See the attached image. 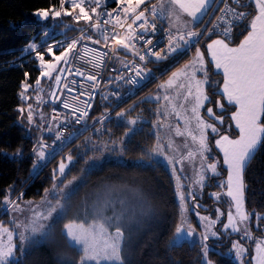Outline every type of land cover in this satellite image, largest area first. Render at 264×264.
<instances>
[{
	"label": "snow or ice",
	"instance_id": "1",
	"mask_svg": "<svg viewBox=\"0 0 264 264\" xmlns=\"http://www.w3.org/2000/svg\"><path fill=\"white\" fill-rule=\"evenodd\" d=\"M32 15L44 25L45 42L57 22L63 24L65 30L80 34L69 38L66 31L62 32L64 39L48 43L46 47L37 44L32 37V42L21 48L22 54H34L39 71L34 82H30L29 72H23L18 96L27 106L20 105L16 109L20 114L17 122L22 125L26 122L39 132L32 150L35 159L30 176L38 174L42 165L50 162L49 157L58 154L57 147L62 150L89 127L101 139L94 141L87 137L83 147L99 152L101 156L90 157L84 173L100 167L105 153L122 158L130 138L143 131L138 124L150 123L148 135L154 136L155 143L142 149L143 156L135 163L151 168L162 164L174 180L180 217L168 249L183 243L195 244L198 240L199 264H215L209 256V239L219 241L221 237L237 234L238 239H228L227 254L234 252L238 264H264V213L246 209L244 182L247 167L264 146V0H58L57 4L49 0L48 7L38 8ZM66 17L73 23L64 24ZM81 21L86 27L75 28ZM164 21L168 27L158 29L157 22L162 25ZM234 28L243 36L238 43L233 40ZM158 31L163 32L160 38H157ZM89 33L96 34L98 38L94 39ZM201 40L205 45L203 51ZM85 41L93 45H101L103 41V45L90 49ZM192 48L194 52L190 58L175 67L158 85L157 94L139 101L156 105L155 109H149L155 119L149 121L140 115L128 117L127 112L137 105L115 111V117L111 115V111L125 99L121 87H128L127 95H133L154 78L152 70L146 67L147 62L176 61ZM90 52L94 53L93 61L97 67H107L109 63L116 65L106 78L102 73L85 75L72 67L74 59ZM120 53H124V58ZM46 56L51 58L46 59ZM128 56L132 59H127ZM210 67H214L215 75L222 76V83L210 80ZM69 74L83 79L65 82ZM42 78L51 81L49 96L53 102L61 100L58 89L61 93H74L77 88H82L83 80L89 82L90 90H81L73 95L71 102L62 100L63 109L70 111L61 115L53 107L49 117L38 111V106L28 102L32 99L28 94L30 89L36 93L38 105L46 102L40 94L43 92ZM206 85L213 88L211 95L207 94ZM97 90H100L101 101L107 102L108 106L90 118ZM159 90L164 91L163 96ZM81 97L85 98L81 101ZM113 99L114 105L111 103ZM230 108L235 110L228 115ZM226 115L230 123H226ZM172 117L177 122L173 123ZM89 119L93 121L91 124ZM113 119L117 125H126L119 139H113V133L107 127L106 122ZM73 123L81 127L65 135L64 129ZM54 124L57 125L55 129ZM45 133L54 136L51 145L46 143ZM105 134L107 140L102 138ZM210 137L215 151L210 145ZM176 138H180L179 141ZM80 147L77 146V157L68 153L58 161L52 169L51 187L44 189L38 202L23 200V192L16 195L15 184L3 190L0 203L10 211L12 218L7 224L0 221V264H21L17 252L22 257L26 245L38 246L48 241L56 224L66 217L70 201L78 190L77 181L85 180L81 175L65 182L66 170L77 158L86 155V152L79 151ZM3 155L22 159L24 153L20 148ZM119 162L123 163V160L119 159ZM224 172L226 177L221 178ZM213 186L221 190L208 193V197L217 205L226 204V211L219 206L210 211L199 199L205 188ZM112 191L111 186H105L89 206L84 219L63 223L61 235L69 247L80 253L78 260L68 259L66 264H89L93 261L100 264L102 260L126 264L123 248L128 237L123 229L129 217L137 215V212L135 208L127 207L117 211L111 198ZM120 203L123 205L124 201ZM144 206L142 201L138 213L141 216L145 215ZM109 211H112L110 216L106 215ZM189 211L195 212L198 224L190 221ZM225 216L226 222L221 219ZM253 218L260 236L254 235L252 230ZM218 224L221 225L219 228ZM112 227L114 231L110 232ZM246 241L254 242V248L249 247Z\"/></svg>",
	"mask_w": 264,
	"mask_h": 264
},
{
	"label": "trees",
	"instance_id": "2",
	"mask_svg": "<svg viewBox=\"0 0 264 264\" xmlns=\"http://www.w3.org/2000/svg\"><path fill=\"white\" fill-rule=\"evenodd\" d=\"M51 2L57 4L58 0H51ZM48 5L49 0H0V200H2L3 190L10 184L16 185V195H19L20 192L24 193L23 199H41L44 189L51 187L52 169L68 153L77 157V146L84 145L85 138L89 135L86 132L76 138L74 142L63 146L58 154L49 157L50 162L42 165L38 174L33 173L30 176L35 159L32 150L39 132L35 127H29L26 122L23 125L18 123L20 114L16 109L18 106L26 104L18 96L20 82L24 79L23 72H29L30 81H34L39 76V71L34 54H22L21 48L31 42L32 37H35V40L42 39L43 25L33 18L32 13L36 9L48 7ZM242 38L243 36L238 34L235 29L234 42L238 43ZM48 43L51 42L42 44L45 46ZM191 54L192 52L189 50L187 55L177 57L176 61L150 62L148 68L152 70L154 78L146 82L142 88L137 89L135 94L130 95L128 101H122L121 105L132 101L130 104L137 105L134 110H137L138 107H146V109L141 108V111H145L151 121L154 118L153 112L149 111L152 109V104H141L139 101L150 94H157L161 81L175 67L185 63ZM13 61L15 64L12 63ZM16 65H22V67ZM209 69L212 78L218 79L222 83V76L214 74V67ZM207 90L211 95L213 88L207 86ZM216 98L213 97V99ZM56 107L59 108L58 103ZM99 109L101 106L94 108L93 114L97 116ZM230 109L228 115H230ZM225 120L226 123H230L227 115ZM121 126L118 125V127ZM141 128L143 131L136 132L127 143V149L122 158L123 163H120L119 160H107L100 167L84 173L86 158L83 155L82 158L76 159L68 169L66 178L84 175L85 180L77 187L78 190L71 199V207L67 211L66 217L56 224L53 236L48 241L38 246L26 245L23 256L19 255L21 264H66L68 259L78 260L80 253L76 248L68 246L66 238L61 235V228L63 223L75 219L78 211L84 215L86 210L82 212L80 209L90 199V195L105 184L106 186L121 184L139 188L151 205L149 214L143 220L125 224L124 231L128 239L123 248V255L126 258V264H199L197 257L200 244L198 240L195 244L183 243L182 246L171 250L167 247L169 240L174 235L175 226L179 222V201L174 192V180L170 178L169 172L162 164L151 168L135 163L143 156L142 149L155 143L154 136L148 135L151 124L142 123ZM20 148L24 153L22 159H13L3 155V153H14ZM84 148L80 147L79 151L83 152ZM223 177H226V172L222 174L221 178ZM25 181L26 183H22ZM244 182L246 184V209H255L258 213H264V146L247 167L244 173ZM211 188L217 191L221 190L215 186ZM211 188L208 187V190ZM202 201L210 211L217 207L215 201L208 197V191ZM220 205L224 210L227 209L223 203ZM188 215L193 224H198L195 212L189 211ZM0 221L8 222V213L2 203H0ZM252 226L256 236H260V231L255 228L254 218ZM233 238L234 234L230 239L233 240ZM194 239L197 237L194 236ZM227 240L228 238L225 237L219 241L209 239V243L215 248L226 250L229 248ZM249 243L252 245V241ZM211 253L219 264H238L232 257L218 249Z\"/></svg>",
	"mask_w": 264,
	"mask_h": 264
},
{
	"label": "rangeland",
	"instance_id": "3",
	"mask_svg": "<svg viewBox=\"0 0 264 264\" xmlns=\"http://www.w3.org/2000/svg\"><path fill=\"white\" fill-rule=\"evenodd\" d=\"M66 7H67V5H65ZM33 18H35V17H33ZM36 19V18H35ZM71 23H73V21L70 19V18H64V24H71ZM165 24H166V22H165ZM82 27H86V25H85V22H83V21H81L79 24H76L75 25V28H82ZM43 28H44V25H43ZM66 31V35H67V37H69V38H73V37H76V36H78L80 33L78 32V31H69V30H65L64 29V27H63V24H60L59 22H57V25L55 26V27H52L51 29H50V35H49V39L47 40V42H51V41H54L55 40V38L57 37V36H61L62 37V39H64L65 37H64V35H62V32H65ZM32 42V41H31ZM35 42L37 43V44H42L43 42H45L44 41V39H43V34H42V39L41 40H35ZM58 54V53H57ZM46 59H50L51 57H49V56H46L45 57ZM168 78V76L165 78V79H163L162 81H164V80H166ZM209 78H210V80L211 81H218V79H213L212 78V76L209 74ZM161 81V82H162ZM30 82H34V81H30ZM51 84V81H49V80H47L46 78H42V80H41V88L43 89V92H41L40 94L44 97V100L46 101L45 103H43V104H39L38 105V102L35 100V95H36V93L32 90V89H30L29 90V96H31L32 97V99L30 100V101H28V102H30V103H32L33 104V106L34 107H37V110L38 111H43L45 114H47L49 117L51 116V112H52V108L53 107H55V109H56V111L58 112V107H56V101L55 102H53L52 100H51V97L49 96V93H50V91H51V89H50V87H49V85ZM35 86H34V84H33V88H34ZM206 87V92H207V94H209L208 93V90H207V85L205 86ZM58 92H59V89L57 90V94H58ZM159 94L161 95V96H163L164 95V91L163 90H159ZM150 95H156V94H150ZM220 99H222V98H220ZM112 102V101H111ZM133 104H135V103H133ZM152 104V103H151ZM97 105H99L98 104V97L96 96V98H95V100H94V103H93V109L91 110V113H90V118L93 116V115H96V114H93V111H94V108H96L97 107ZM108 105V103L107 102H104V103H102V104H100V106H101V109H99V111H103V109H104V106L106 107ZM23 106H27V104H23ZM99 106V107H100ZM152 107V109H155V107H156V105H154V104H152L151 105ZM117 107H115V109H116ZM141 108H143V109H146V107H138L137 108V110H132V111H130L129 113L130 114H136V113H138L140 116H142L143 118H146V119H148L149 120V118L146 116V112L145 111H141ZM100 113H98L97 115H99ZM202 114H203V110H202ZM219 114V113H218ZM154 115V114H153ZM137 117V116H136ZM205 118L207 119V117L205 116ZM152 119H155V116H154V118H152ZM171 119V121L173 122V123H175V122H177L176 120H175V118L174 117H172V118H170ZM37 122H39V118L37 117ZM93 121L91 120V119H89V123H92ZM109 122H111V123H109ZM107 124H110V126H108L107 125V127L109 128V129H111V131H112V133H113V139H119V137L123 134V132L125 131V129H126V125L124 124V123H120L119 125H122L121 127H118V125H117V123H116V121H115V119H113L112 121H108L107 122ZM97 127H99V125H96ZM142 126V123H140V124H138V127H141ZM219 126V125H218ZM57 127V125L56 124H54L53 125V128L55 129ZM93 128H91V127H89L88 129H87V131H83L82 132V134H80L79 136H81V135H83V134H85L86 132H88L89 133V135H87L88 137H91L94 141H96V140H99V139H101V137H99V136H97V134L94 132V130H92ZM89 130V131H88ZM79 136H77L76 138H78ZM44 137H47V133H45L44 134ZM75 138V139H76ZM103 139H105V140H107L108 139V136H107V134H105L103 137H102ZM75 139H73L72 140V142H74V140ZM178 141H179V139L180 138H176ZM71 142V143H72ZM67 144H69V143H67ZM66 144V145H67ZM210 145L213 147V149H214V143H213V141H212V139H211V137H210ZM83 145L81 144V147H82ZM84 151L83 152H89V153H86V155H84V157L86 158V161H85V168H87L88 167V164L86 163L87 161H89V158L90 157H94V156H101V154L99 153V152H94V151H89L87 148H84L83 149ZM49 151H51V150H49ZM60 151V150H59ZM59 151H57V153L59 152ZM214 151H215V149H214ZM123 158V157H122ZM122 158H118V157H116L115 155H112V154H108V153H105V155L103 156V157H101V159L103 160V163L102 164H104L107 160H119V159H122ZM130 161V160H129ZM101 164V165H102ZM67 171H68V169L66 170V173H67ZM70 179H72V178H66V176H65V182H67V180H70ZM219 179V178H218ZM80 183H81V181H77V183H76V188L80 185ZM209 183H212L211 181L209 182ZM105 186H106V184H105ZM105 186H103L101 189H99V190H97L96 192H94L93 194H91L90 196V199L88 200V201H86V203L83 205V207L80 209L82 212L83 211H85L86 210V212L88 211V208H89V206L96 200V198H97V195L98 194H101L103 191H104V189H105ZM107 186H111L112 187V189H113V191H112V195H111V198L115 201V205H114V207H115V209L117 210V211H119L122 207H127V208H135L136 209V212H137V215H135V216H130V219H128L126 222H125V224L126 223H130V222H138V221H141V220H143L148 214H149V210H150V208H151V205H150V203H149V201L146 199V197L144 196V194L141 192V189H139V188H133V187H131V186H125V185H121V184H111V185H107ZM211 188V187H210ZM204 195L206 194V192L208 191V193H210V192H215V191H217V190H215V189H213V188H211V189H209L208 190V188H205L204 190ZM204 195L202 196V197H200L199 199L201 200V202L204 204V202L202 201L203 200V197H204ZM23 200H33V199H23ZM40 200V199H39ZM39 200H33V201H39ZM120 201H124V204L122 205L121 203H120ZM144 202L145 203V206H144V212H145V215H139L138 213H139V211H140V208H141V202ZM70 203H71V201H70ZM217 206H219V207H221V210L222 211H226V210H224V208L219 204V205H217ZM4 209H5V207H4ZM69 210V209H68ZM5 211L8 213V221L12 218V214L10 213V211H8V210H6L5 209ZM78 214L75 216V219H79L80 217L82 218V219H84L85 218V213H84V215H81V213H79V211L77 212ZM204 214H208V213H204ZM106 215H112V211H109V212H107L106 213ZM80 216V217H79ZM222 219V221H225L226 222V216L225 217H222L221 218ZM88 220H89V222L91 221V215L89 214L88 215ZM5 224H7V222L5 221ZM221 225L220 224H218L217 225V227L219 228ZM9 227H11V225H9ZM124 230V229H123ZM252 230H253V232H254V235H256L255 234V230L253 229V226H252ZM109 231L110 232H112V231H114V227H112V228H110L109 229ZM125 236H126V232H125ZM222 238H224V237H221V239ZM231 238V236L228 238V239H230ZM239 238V236L237 235V234H234V238H233V240H236V239H238ZM210 239H214V238H210ZM228 241V240H227ZM249 242H251V241H246V243H247V245L249 246V247H251V248H254V242H252V245H250V243ZM17 243H18V241H17ZM208 243H209V241H208ZM209 245H210V248H211V251H210V253H209V256H210V258L213 260V261H215V264H219L218 263V261H217V259L215 258V256L211 253L213 250H216V249H218V250H220L221 252H224L226 255H228V256H230V257H232L235 261H237V259L235 258V255H234V252L233 253H231V254H227V250H228V248L225 250H221V249H219V248H215L213 245H211L210 243H209ZM19 255H20V253L19 252H17V256L19 257ZM237 263H238V261H237ZM89 264H95V262L93 261V262H89ZM100 264H114V262H109V261H101L100 262Z\"/></svg>",
	"mask_w": 264,
	"mask_h": 264
},
{
	"label": "built area",
	"instance_id": "4",
	"mask_svg": "<svg viewBox=\"0 0 264 264\" xmlns=\"http://www.w3.org/2000/svg\"><path fill=\"white\" fill-rule=\"evenodd\" d=\"M153 2H155V0H154ZM207 19H208V18L206 17L205 20L207 21ZM157 23H158V29L161 28V27H162V28H166L164 22H163L162 25H161L160 22H157ZM89 34H90V35H93V38H94V39L98 38V37L95 36L94 34H91V33H89ZM162 36H163V32H162V31H158V33H157V38H160V37H162ZM234 38H235V28H234V30H233V40H234ZM85 43L88 44V46H89L90 49H91V48H101L102 45H103V44H101V45H93L90 41H85ZM162 46H163V45H161V47H162ZM79 47H80V46L78 45V48H79ZM93 55H94V53H91V52H90L88 55H83V54H82L79 58L74 59L72 67H73L74 69H76V68L80 69L82 72L85 73V75L102 73V74L105 76V78H106L107 75L109 74V72L111 71V69H112L114 66H116V65H114L113 63H109V64L107 65V67H105V66H103V65L97 67V66H96V62L93 61ZM127 59H132V57H131V56H128ZM149 63H150V62H147V63H146V67H147V68H148V64H149ZM98 78H99V77H98ZM71 79H77L78 81H81L83 78H81V77H74L73 75L69 74V75H68V79H67L65 82H68V81H70ZM103 83H104V81H101V84H103ZM126 88H127L128 92H129L130 89H129L128 87H126ZM81 90H90V84H89V82H87L86 80H83L82 88H77V89H76V92L71 93V94H69V93H67V92H63V93H61L60 91L58 92V95H60V97H61V100L58 101V103H59V110H58V112L61 113V115H63V113H66L67 111H70V110H65V109H63L61 101L64 100V99H67V100H69V102H71V100H72V96L78 94ZM99 92H100V90H97V94H98ZM121 93L124 94V91H123L122 87H121ZM96 96H97V95H96ZM96 96L93 98V100H92V104L94 103V100H95ZM84 98H85V97H81L80 100L82 101ZM78 103H79V102H78ZM80 106H81V107L83 106L82 103L80 104ZM90 113H91V111H90ZM80 127H81V126H79V125H75V124L73 123L71 126H69V127H67V128L64 129V131H65V135H67V134L73 132L75 129L80 128ZM52 139H54V136H51V137L49 136L48 138L45 139V141H46L47 144L51 145V143H52ZM60 149H61L60 147H57V148H56V152L59 151ZM49 150H51V149H49Z\"/></svg>",
	"mask_w": 264,
	"mask_h": 264
},
{
	"label": "crops",
	"instance_id": "5",
	"mask_svg": "<svg viewBox=\"0 0 264 264\" xmlns=\"http://www.w3.org/2000/svg\"><path fill=\"white\" fill-rule=\"evenodd\" d=\"M112 6V5H111ZM112 7H114V6H112ZM143 7V6H142ZM166 22V28L168 27V24H167V21H165ZM91 34H94V33H91ZM95 36H96V34H94ZM98 37V36H97ZM58 40H62V37L61 36H58L54 41H51V43H55L56 41H58ZM204 41L203 40H201V44H200V46H201V49H202V51L204 50V43H203ZM101 44H103V41H102V43ZM47 45H45V47H46ZM191 50V52L193 53L194 52V48H192V49H190ZM120 56L122 57V58H124V53H120ZM205 57H206V60H208L209 58L207 57V54H205ZM179 67V66H178ZM209 71H210V69H209ZM209 74H210V72H209ZM122 89H123V91H124V96H125V99L123 100V101H128L129 100V96L130 95H127V93H128V90H127V88L126 87H122ZM97 97H98V104L99 105H97V108L100 106V104H102V103H104V102H102L101 101V99H100V94H98L97 95ZM132 102V101H131ZM131 102H126L125 104H123V105H121L123 102H121L118 106H116L117 108L114 110V111H111V115L113 116V117H115V111H119L121 108H123V109H125V110H128L132 105H134L133 103L132 104H130ZM136 102V101H135ZM113 105L115 104V100L113 99L112 100V102H111ZM108 106V105H107ZM106 106V107H107ZM105 107V106H104ZM97 110V109H96ZM235 109L234 108H231L230 109V112L231 111H234ZM99 113L101 112V111H98ZM139 114L138 113H134V114H130L129 112H127V116L128 117H133V118H135L136 116H138ZM93 116H96V115H93ZM92 116V117H93ZM107 123V122H106ZM109 123H111V122H109ZM91 124V123H90ZM108 126H110V124H107ZM224 204V203H223ZM224 206H226V208H227V205L226 204H224Z\"/></svg>",
	"mask_w": 264,
	"mask_h": 264
}]
</instances>
